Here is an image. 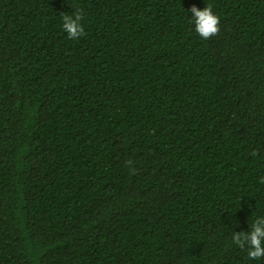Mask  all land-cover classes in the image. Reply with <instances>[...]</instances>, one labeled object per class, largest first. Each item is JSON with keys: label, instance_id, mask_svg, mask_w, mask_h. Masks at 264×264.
<instances>
[{"label": "trees", "instance_id": "16d2710c", "mask_svg": "<svg viewBox=\"0 0 264 264\" xmlns=\"http://www.w3.org/2000/svg\"><path fill=\"white\" fill-rule=\"evenodd\" d=\"M261 177L264 0H0V264H264Z\"/></svg>", "mask_w": 264, "mask_h": 264}, {"label": "clouds", "instance_id": "9594fccd", "mask_svg": "<svg viewBox=\"0 0 264 264\" xmlns=\"http://www.w3.org/2000/svg\"><path fill=\"white\" fill-rule=\"evenodd\" d=\"M190 13L195 31L201 38L207 39L217 33L219 17L213 12L210 5L201 9L194 4ZM62 27L70 38L82 35L84 29L81 23V14L77 12L75 15H64ZM260 179L264 181V177ZM233 242L241 247L247 245V255L250 259L264 258V216H260L252 222L250 232L233 233Z\"/></svg>", "mask_w": 264, "mask_h": 264}]
</instances>
